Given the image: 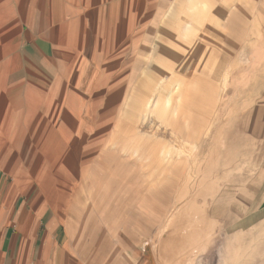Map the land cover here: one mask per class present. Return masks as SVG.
Instances as JSON below:
<instances>
[{"label":"rangeland","instance_id":"obj_1","mask_svg":"<svg viewBox=\"0 0 264 264\" xmlns=\"http://www.w3.org/2000/svg\"><path fill=\"white\" fill-rule=\"evenodd\" d=\"M136 1L0 0L3 28L8 14L11 20L32 21V39L23 43L21 57L35 65L45 57L48 70L41 64L39 72L50 82L60 80L65 89L63 104L49 106L58 114L55 119H32L22 128L39 138L42 150L25 152L18 145L11 152L9 138L0 137V164H9L0 168L3 224L11 222L13 239L16 228L27 222L17 223L23 213L35 221L40 210L48 209L45 214H56L60 230L70 225L82 251L91 246L93 235L106 236L112 255L126 253L127 264H264V0H152L142 11ZM43 15L63 17L59 25L67 24L73 47L57 48L47 38L50 23L40 32ZM21 24L24 35L28 23ZM24 41L20 36L15 43ZM2 47L0 63L11 55L10 46ZM159 47L177 57L186 49L190 69L185 106L177 97L172 109L157 105L139 119V133L130 128L125 133L135 103L144 111L157 99V92L149 89L152 84L166 81L169 94L178 91L176 61L172 78L154 80L155 70L166 68V56H157ZM64 56L69 60L61 67L58 60ZM116 75L122 89L107 96ZM24 77L23 69L6 85L19 84ZM73 98L82 107L76 117L69 102ZM45 106L42 100L40 107ZM113 108L116 114L100 120ZM2 115L0 127L8 124ZM63 122L72 128L62 129ZM146 126L153 133L144 132ZM46 147L49 151H43ZM24 155L31 158L22 162ZM115 164L126 185L106 197V165ZM21 171L28 174L17 183ZM98 185L104 197L92 194ZM33 200L39 204L31 206ZM118 210L125 213L123 226H105V218H120L111 216Z\"/></svg>","mask_w":264,"mask_h":264},{"label":"crops","instance_id":"obj_2","mask_svg":"<svg viewBox=\"0 0 264 264\" xmlns=\"http://www.w3.org/2000/svg\"><path fill=\"white\" fill-rule=\"evenodd\" d=\"M42 11L43 13H45L44 10ZM62 18L63 17H51L47 19L43 15V19L40 25V32L45 27H47L48 23H50L54 27H51V29L49 30V34L45 33L48 35L47 38L51 41L53 40L56 43L57 48L67 50L69 49V46L72 45L70 42L73 40L71 38L70 32L68 33V37L66 38V40H63L61 38V32L64 29L63 26L67 25L66 23L59 25ZM21 21L28 23V29L24 35H22L21 32ZM21 21L19 18L15 19V17L11 20V15L8 14L6 18L7 26L3 28V25L1 26L0 20V48L2 46H5L6 44L10 46L8 52H10L9 50L11 49V55L7 56V58L0 63V113L2 115V113L5 112L6 116L2 115L3 119L8 120V124L6 123L3 125V127H0V130H6V128L8 130L5 132V134H0V137L5 135V137L7 136V139L9 138L8 147H11V149H9L11 152H17L18 145H22L23 147H25V152H33L32 147H34L35 151L42 150V143L40 142L39 138L31 132V130L25 132L22 129H26L27 126H30L29 124H26L25 121H29L32 119L40 120L42 118L45 120L49 118V120L55 119L58 114L55 116V112L50 111L49 106L53 107L54 103L56 104V106H59L58 104H63L65 89L64 83L61 84L60 80L56 79V82L55 80L50 82L49 77L46 78L39 72L38 68L42 70V65L47 69L43 62L46 59L45 57H42L40 60L42 65L39 62L36 65L32 64L29 59L21 57V47L26 43V40L30 41L32 39V34L30 32L32 28V21H26L25 19H22ZM20 36H24L25 41L15 43ZM37 47L42 50L39 44ZM28 49L33 53V49L31 47H28ZM1 51H3V47L2 49H0V52ZM8 52L6 54H8ZM57 55L62 56L60 54ZM64 58L66 59L58 60V62H61V67L68 62L69 56H64ZM23 69L25 71V77L20 79V83L7 86V79L9 80L10 76H16V73H20ZM37 79L43 80L39 82ZM102 80L103 82L105 81L104 78ZM35 82H38L39 85ZM4 87L6 88L5 91ZM48 89H51L52 91L55 90L56 94H51V92L48 93ZM56 95L57 97L59 96V98H61V101L57 102ZM42 100H45V107H40V105L42 104ZM74 101H77L78 105L81 103L77 98H73L72 101H69L73 104L74 107L71 108V114H74L76 117L79 116L82 109H76L78 105L76 106V103ZM7 104L9 108H7ZM106 107L104 109H106ZM15 108H19L17 109V113L14 112ZM42 112H44L47 117L42 115ZM103 113H105V111ZM9 114L11 115V117H9ZM35 114L36 116H34ZM63 116L64 115H62V117ZM62 124L64 126V122ZM63 126L62 129H64ZM65 128H67V126ZM67 129L70 128L68 127ZM62 133L64 134V132ZM52 134L53 136L61 135L59 134V132H57V134ZM53 143H55L54 138L52 139V143L50 144V146H52ZM49 149V147H46L43 151H49ZM29 157L31 158V156L24 155V157H21V161L23 162ZM20 165L29 167L28 164ZM7 166H9V164H7L6 161L0 164V168ZM27 174L28 173L25 172L23 174L22 171L19 172V176L15 177L17 179V183L25 178V176L27 177ZM48 198L49 197H47V200ZM37 204H39V202L37 200H33L31 206L34 207ZM44 210H40L42 212V215L35 221L31 220L30 213H23L17 223L20 225L23 219H26L27 222L24 224V226L21 227V229L16 228L18 234L20 232H23V234L20 238H18V234H15V238L11 239V222H9V224H3L5 208L3 206H0V264H127V261L125 260L126 253L125 255L122 254V252L115 256L112 255V245L111 243L107 242L106 236L98 238L96 237V235H93V240H90L91 246L86 251H82L80 241L76 237L74 239L72 233L70 232V225L64 224V229L60 230L59 222H57L56 220V214L54 213L53 215H46L45 213L49 210ZM121 211L122 210H118L119 213H116V211H114V213L111 214V216H120V218H115L111 221H108V218H105V226L111 227V224L114 223L115 225H117L116 227H122L125 223V219L122 218L125 213ZM43 215L45 216L44 220H42ZM104 215L105 217H108L109 214L105 213ZM119 246L120 244L118 245V247Z\"/></svg>","mask_w":264,"mask_h":264},{"label":"bare ground","instance_id":"obj_3","mask_svg":"<svg viewBox=\"0 0 264 264\" xmlns=\"http://www.w3.org/2000/svg\"><path fill=\"white\" fill-rule=\"evenodd\" d=\"M130 2H131V0H129ZM150 1H152V0H137L135 3L138 5V8H140L141 9V11L143 10V8L145 7V6H147V3L148 2H150ZM184 3V2H183ZM69 4V3H68ZM79 6V5H78ZM48 8V7H47ZM25 9V8H24ZM103 10V9H102ZM69 11V10H68ZM45 12V11H44ZM101 12V11H100ZM69 15V14H68ZM186 15V14H185ZM90 17H91V14H90ZM186 18L189 20V15H186ZM169 20H170V22H173V20H174V10H171L170 11V13H169ZM178 20V19H177ZM184 20V19H183ZM51 22V21H50ZM180 24L182 25V23L180 22ZM183 26V28L185 27L184 25H182ZM64 29L62 30V32H61V38L63 39V40H66V38L68 37V32H66V28H67V26L66 25H64V27H63ZM202 30V29H201ZM43 37V36H42ZM90 38V37H89ZM167 43H170V42H167ZM149 44V43H148ZM147 44V45H148ZM87 45H89V43H86V45L85 46H87ZM85 46H83V47H81V49L82 48H84ZM152 46V45H151ZM154 47V46H153ZM155 48V47H154ZM160 49V50H159ZM171 49V48H170ZM172 50V49H171ZM186 49H183V51H181V52H178V57L177 56H175L174 54H173V51L172 52H166L165 51V49L163 50L162 48H158L157 49V56L159 57V55L160 54H163V57L164 56H166V59H164L163 60V65H165L166 66V68L165 69H162V70H155V74H154V80L155 81H159L160 79H163V77L165 78V77H169L170 75H171V78L173 77L172 75H173V71H175V67L172 65L173 63H174V61H176V62H178L179 63V71H180V77H179V81H178V83H177V85H179V87H178V91H177V93L174 95V96H172L171 94H169L170 93V89L167 87L168 86V82L166 83V81H164L163 83L164 84H162L161 86L159 85L162 81H159L158 82V85L156 84H152L151 86H150V90H152L154 93L155 92H157V94H158V96H157V99L155 98V100H154V98L149 102V104H148V107L147 108H145V110L143 111V108H142V106H140L139 104L140 103H135V105L132 107V110H133V113L131 114V116L130 117H128L129 119L125 122V129H124V131H125V133L127 132V130L130 128L132 131H134V132H136V134L137 133H139V130L141 129L142 130V126H140V124H139V119H141V117H145V116H147V114H148V112H146V111H148V110H153V109H155L156 108V106L157 105H161V106H163V107H165V106H167V108L168 109H172V107H174V101H175V98L177 97V101L179 102V104L181 105V107L183 108L184 106H185V102H186V99H187V97H188V93H187V90H188V87H187V84H188V75H189V72H188V69H190V68H188L189 66H188V54L186 53V51H185ZM152 51H154V50H152ZM153 57V56H152ZM165 60H166V62H165ZM172 61V62H171ZM148 62H149V59H148ZM150 63V62H149ZM153 64V63H152ZM148 68V67H147ZM149 69V68H148ZM162 71H163V73H162ZM114 76V75H113ZM112 76V77H113ZM116 78V79H115ZM114 79H115V83L112 85L111 84V87H110V85H109V90H107V96H108V94H110V93H113V92H117V93H119V90L120 89H122V87L121 86H119L118 85V83H117V79H121L120 77H117V75L114 77ZM170 79V78H169ZM169 84H171V83H169ZM152 86H154V88L152 87ZM94 87V86H93ZM130 87V86H129ZM170 87V86H169ZM124 88V87H123ZM117 89V90H116ZM137 91H135V93H136ZM176 92V91H175ZM166 93V94H165ZM137 95H139V92L138 93H136ZM140 96V95H139ZM105 99V98H104ZM110 99V98H109ZM76 104V106L78 105L77 103V101H74ZM176 105V104H175ZM80 109L81 108V104H79L77 107H76V109ZM134 108V109H133ZM181 108V109H182ZM114 109V108H113ZM110 109L108 112H105V113H103L102 115H100L99 117L101 118L100 120H105V118H107V117H109V118H111L112 117V115L113 114H116L117 113V111H118V109ZM130 110H131V108H130ZM166 111V110H165ZM180 112V111H179ZM185 113V112H184ZM101 114V113H100ZM155 115V114H154ZM168 115V117H170V112L167 114ZM149 116V115H148ZM147 116V117H148ZM142 118V119H143ZM159 118V117H158ZM147 120V119H146ZM151 120V119H150ZM159 120V119H158ZM128 121H130V122H128ZM142 121V120H141ZM127 123V124H126ZM141 123V122H140ZM83 125V126H81L82 127V129H86V124H84L83 122H80V125ZM67 126V128L69 127L70 129L72 128V125H70V124H67V123H64V128ZM129 126V127H128ZM162 126V125H161ZM149 127V126H148ZM147 126L146 127H144L143 128V130H145L144 132H146V133H153V132H151V130L148 128ZM156 127V126H155ZM163 127V126H162ZM162 127H161V129H162ZM151 128V127H150ZM154 128V127H153ZM160 128V127H159ZM147 129V130H146ZM156 129V128H155ZM168 129V128H167ZM153 130V129H152ZM163 130V129H162ZM161 130V131H162ZM155 133V132H154ZM159 133V132H158ZM158 133H156L155 135H157ZM160 133H162V132H160ZM7 134V133H6ZM142 134V133H141ZM164 134H166V133H164ZM167 134H168V132H167ZM136 136V135H135ZM158 136V135H157ZM164 137H165V135H163ZM162 136V134H161V137H163ZM35 138V137H34ZM110 138V137H109ZM170 138V137H169ZM71 139H73V138H71ZM167 139V138H166ZM76 140V139H75ZM171 140H174V139H171ZM72 141V140H71ZM77 141V140H76ZM181 141V140H180ZM187 141V140H186ZM41 142V141H40ZM53 142H54V140H53ZM75 142V141H74ZM178 142V141H177ZM42 143V142H41ZM69 143V142H68ZM167 143V142H166ZM176 143V142H175ZM185 143V142H184ZM35 144V143H34ZM76 144V143H75ZM186 144V143H185ZM36 145V144H35ZM41 145V144H40ZM51 147V146H50ZM172 147V146H171ZM175 148H176V146H174ZM184 147V146H183ZM48 148V147H47ZM187 148V147H186ZM185 148V149H186ZM38 149V148H37ZM62 149V148H61ZM178 149V148H177ZM190 149V148H189ZM39 150V149H38ZM63 150H64V148H63ZM179 150V149H178ZM187 150V149H186ZM51 151V150H50ZM189 151V150H188ZM191 151V150H190ZM42 152V151H41ZM43 154V153H42ZM173 154V153H172ZM44 155V154H43ZM159 155V154H158ZM188 155V154H187ZM40 156V155H39ZM186 157V156H185ZM111 163V162H110ZM185 163V162H184ZM187 163H188V161H187ZM187 165V164H186ZM185 165V166H186ZM33 166V165H32ZM38 166V165H37ZM35 167V166H34ZM106 167L108 168V172H107V182H106V184H105V188H104V191L106 192V197H108L109 195H116V194H118V192H119V190H121V189H123V186L125 187V185H126V181H124V177L121 179L120 178V172H118L116 169L118 168V166L115 164L114 166H110V167H108L107 165H106ZM55 168V167H54ZM102 168V167H101ZM32 169H34V168H32ZM100 169V168H99ZM36 171V170H35ZM103 171V170H102ZM30 172V171H29ZM37 172H39V171H37ZM106 172V171H105ZM31 173V172H30ZM36 173V172H35ZM99 174V173H98ZM36 175V174H35ZM34 177H36V176H34ZM99 179V178H98ZM84 180V179H83ZM126 180V179H125ZM99 181V180H98ZM27 182H28V180H27ZM32 182V181H31ZM68 183V182H67ZM100 183V182H99ZM98 183V184H99ZM43 184V183H42ZM45 184V183H44ZM39 187H42V186H39ZM62 187V186H61ZM99 185L92 191V194L95 196V198L96 197H99V196H102V195H100V194H98V192H99ZM60 188V187H59ZM108 188H109V190H108ZM47 190H48V188H46ZM64 189V188H63ZM112 189V190H111ZM44 190V189H43ZM42 190V191H43ZM57 190H59V189H57ZM124 190H128L127 188H124ZM61 191H64V190H61ZM60 191V193H62ZM41 192V191H40ZM53 192H54V189H53ZM58 192V191H57ZM43 193V192H42ZM48 193H50V194H53L54 195V193H52V192H50V191H48ZM101 193V192H100ZM59 194V193H58ZM65 194V193H64ZM63 194V195H64ZM57 195V194H56ZM66 195V194H65ZM105 195H103L102 197H104ZM64 197V196H63ZM52 198V197H51ZM54 198V197H53ZM50 200H52V199H50ZM64 202H66V201H64Z\"/></svg>","mask_w":264,"mask_h":264}]
</instances>
